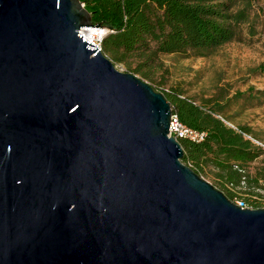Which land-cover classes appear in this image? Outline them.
Instances as JSON below:
<instances>
[{"label": "water", "instance_id": "water-1", "mask_svg": "<svg viewBox=\"0 0 264 264\" xmlns=\"http://www.w3.org/2000/svg\"><path fill=\"white\" fill-rule=\"evenodd\" d=\"M94 26L80 0H0V264H264V209L183 163L170 102Z\"/></svg>", "mask_w": 264, "mask_h": 264}, {"label": "trees", "instance_id": "trees-1", "mask_svg": "<svg viewBox=\"0 0 264 264\" xmlns=\"http://www.w3.org/2000/svg\"><path fill=\"white\" fill-rule=\"evenodd\" d=\"M80 1L93 24L109 30L102 52L117 63L137 58L135 72L151 81L160 55L206 57L238 39L241 27L251 24L253 12L252 0ZM163 93L184 125L206 135L201 142L180 140L183 163L199 175L214 169L220 185L215 187L232 202L241 200L248 208L264 209L263 194L239 191L246 184L264 193V166L255 175L249 172L251 164L264 156V148L251 139L252 130L232 125L224 103L209 99L199 104L180 89ZM244 97L237 93L233 98Z\"/></svg>", "mask_w": 264, "mask_h": 264}, {"label": "rangeland", "instance_id": "rangeland-1", "mask_svg": "<svg viewBox=\"0 0 264 264\" xmlns=\"http://www.w3.org/2000/svg\"><path fill=\"white\" fill-rule=\"evenodd\" d=\"M252 3V22L241 27L238 39L206 57L160 55L151 73L152 81L135 72L140 63L137 58L121 63L110 60L118 70L134 74L158 92L180 89L185 97L199 104L209 99L224 103V114L230 123L251 129L258 140L253 136L248 138L264 148V0H252ZM237 93H244L245 97L236 100L233 97ZM263 166L264 156L251 164L250 175ZM200 176L213 186H220L214 169ZM239 191L245 195H264L246 184ZM261 206L264 208V203Z\"/></svg>", "mask_w": 264, "mask_h": 264}, {"label": "built area", "instance_id": "built-area-1", "mask_svg": "<svg viewBox=\"0 0 264 264\" xmlns=\"http://www.w3.org/2000/svg\"><path fill=\"white\" fill-rule=\"evenodd\" d=\"M109 33V30L103 27H83L79 31L80 36L90 44L95 45L98 49L102 50V43ZM92 35V36H90ZM92 39V41L90 40ZM170 137H174L177 141L183 139H189L194 142H201L205 138V133H200L197 130L191 129L184 125L179 116L173 112L170 122ZM264 201V199H262ZM235 204L241 208H248L246 204L241 201L237 200Z\"/></svg>", "mask_w": 264, "mask_h": 264}, {"label": "bare ground", "instance_id": "bare-ground-1", "mask_svg": "<svg viewBox=\"0 0 264 264\" xmlns=\"http://www.w3.org/2000/svg\"><path fill=\"white\" fill-rule=\"evenodd\" d=\"M90 36H92V35H90ZM91 41H92V39H90Z\"/></svg>", "mask_w": 264, "mask_h": 264}]
</instances>
